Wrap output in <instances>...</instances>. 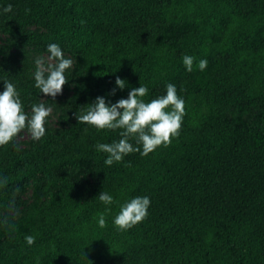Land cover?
I'll return each instance as SVG.
<instances>
[{
	"label": "trees",
	"instance_id": "obj_1",
	"mask_svg": "<svg viewBox=\"0 0 264 264\" xmlns=\"http://www.w3.org/2000/svg\"><path fill=\"white\" fill-rule=\"evenodd\" d=\"M8 5L17 40L67 45L85 58L83 114L97 97L110 107L143 85L150 102L167 84L185 114L170 143L144 156L130 138L141 152L112 166L95 145L118 142L122 129L77 122L25 152L13 150L14 139L2 146L0 191L60 175L45 203L0 234V264H264V108L250 123L242 118L264 98V0H0V12ZM34 23L45 30H29ZM35 70L0 45V94L13 83L25 113L43 96ZM84 161L94 164L93 181L63 171ZM102 191L112 204L99 201ZM145 196L146 217L115 226L121 206Z\"/></svg>",
	"mask_w": 264,
	"mask_h": 264
},
{
	"label": "clouds",
	"instance_id": "obj_2",
	"mask_svg": "<svg viewBox=\"0 0 264 264\" xmlns=\"http://www.w3.org/2000/svg\"><path fill=\"white\" fill-rule=\"evenodd\" d=\"M4 12H11L12 6L8 5ZM46 59L39 57L35 60L34 72L35 87L44 97L55 98L62 92L63 86L68 82L65 70L72 67L74 61L66 59L61 48L56 44H49ZM194 57L184 56L183 64L187 71L193 70ZM207 61H199L198 68L203 71ZM5 90L0 94V146L10 143L20 132L27 129L33 140H39L45 135V120L52 113L51 107L43 103L33 105L31 115H27L13 83L4 82ZM119 89L126 87V82L116 78ZM148 94V88L140 85L133 88L127 99H121L112 106H107L104 98L97 97L93 104L88 105L85 114L77 116L78 123H84L97 129H122L121 139L112 143L95 145L97 151L107 154L104 163L112 166L114 162L133 152H141L140 147H133L129 142L135 138L138 145H142L141 155H148L161 144L170 143L171 137L177 135L185 114V102L178 97L176 86L166 85V95L145 102L143 99ZM166 109H168L166 111ZM98 199L105 205L113 203V197L105 191L98 195ZM150 206L148 197H136L121 206L119 214L114 218V224L120 230L131 228L141 222L147 215ZM98 223L105 227L103 214H98ZM26 243L31 246L35 237L26 236Z\"/></svg>",
	"mask_w": 264,
	"mask_h": 264
},
{
	"label": "rangeland",
	"instance_id": "obj_3",
	"mask_svg": "<svg viewBox=\"0 0 264 264\" xmlns=\"http://www.w3.org/2000/svg\"><path fill=\"white\" fill-rule=\"evenodd\" d=\"M13 9V8H12ZM12 12V11H11ZM11 12H0V45L10 46L11 51L21 57H29L32 61L39 57L45 59L50 55L47 52L49 44H31L17 40L10 32L11 28ZM32 31H44L45 28L39 24H32L28 27ZM17 41V43H16ZM66 59L74 61L71 68L65 70V77L68 81L62 88V92L55 98L44 97L40 99V104L45 107H51L52 113L45 120V135L52 133L59 135L67 130L73 124L77 123V116L84 113L86 108L85 91H84V64L85 58L79 54L73 53L67 45H58ZM166 95V90L158 87L157 96ZM32 108V107H31ZM31 108L27 111V115H31ZM264 108V98L260 99L256 106H250L249 112L242 118L245 122L250 123L258 111ZM242 109H234L228 114L229 118L241 115ZM41 139L33 140L27 129L20 132L13 142V150L17 152H25L34 146L40 144ZM0 146V152H1ZM63 171L72 172L74 180L93 181L94 164L91 161L79 163L77 167L68 166ZM60 170L53 171L50 175L40 174L36 179H27L13 184L11 187L0 191V234L4 233L10 226L11 222H19L27 218L29 212L35 206H41L45 203L50 194L56 190L49 183L53 178L59 177ZM4 179V175H0V180ZM8 235V234H7Z\"/></svg>",
	"mask_w": 264,
	"mask_h": 264
}]
</instances>
